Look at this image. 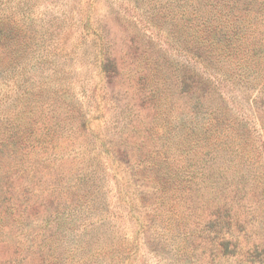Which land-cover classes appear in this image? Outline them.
Listing matches in <instances>:
<instances>
[{
  "label": "rangeland",
  "instance_id": "obj_1",
  "mask_svg": "<svg viewBox=\"0 0 264 264\" xmlns=\"http://www.w3.org/2000/svg\"><path fill=\"white\" fill-rule=\"evenodd\" d=\"M168 13L141 0H0V264H264V150L244 160L233 121L180 127L200 124L222 88L261 147L260 83L217 86L208 61L187 73L191 89L176 83L189 59L164 39ZM152 31L165 44H148ZM257 66L264 80V48Z\"/></svg>",
  "mask_w": 264,
  "mask_h": 264
},
{
  "label": "trees",
  "instance_id": "obj_2",
  "mask_svg": "<svg viewBox=\"0 0 264 264\" xmlns=\"http://www.w3.org/2000/svg\"><path fill=\"white\" fill-rule=\"evenodd\" d=\"M141 1L148 12H161L162 9L170 12L161 16L165 18L163 21L170 23L173 27L172 31L168 32L164 39L176 44L175 49L183 51L184 55L189 59L186 60L188 65L177 69L175 74L176 83L191 89L192 84H189V82L195 83V80L193 75L188 76L187 73L190 71L195 73L194 65L197 64L201 68H207L205 63L208 61L213 63L212 65H219V70L222 71L220 80L210 74H208V78H204L209 82V85L213 83L210 76L213 77L217 86L226 79L230 83V87L238 85L239 90H247L251 86L255 87L256 84L260 83L258 95L253 96L251 102L257 105L258 102L262 101L264 98V80L259 76L261 69H259L260 67L257 64L264 48V30H258L260 22H264V12H254L257 9L259 0H206L207 5L208 1H210V6L202 12L194 9L196 7L194 0ZM145 26L161 31V28L156 24H146ZM155 35L157 34H154L153 31L145 35L148 44H152L154 40L165 44L166 41L159 40ZM201 81L204 82L203 80ZM226 91L228 90L226 89ZM186 94L193 96L197 102L208 97H205L207 94H203L201 98L191 92ZM215 95H217L219 103L207 106L210 107L207 111L208 115H206V118L204 116L200 124L191 126L182 122L180 127H185L186 132L189 134L194 133L193 130L196 127L203 128L200 134L206 132L213 134L217 126H223L233 121L239 124L245 133L242 135L245 143L237 144L235 148L239 155L244 160L257 158L258 155L260 157L264 150V140H262L260 144L262 146L260 147L256 144V140L250 141L248 139L246 123L242 119H238V117H232L230 105L226 101V97L230 96L228 92L225 94L220 88ZM161 96L159 92H153L151 95L152 104L156 107L157 112L160 113L165 112L160 109L163 104ZM164 103L168 105L169 99ZM170 123H172V120L165 118L160 125L168 127ZM254 132L256 133L255 138L257 136L264 138V134L261 132L259 133L257 130H254ZM179 138L180 135H178L177 139ZM175 171L176 173H173L170 178V183L177 182L178 174L177 170Z\"/></svg>",
  "mask_w": 264,
  "mask_h": 264
}]
</instances>
